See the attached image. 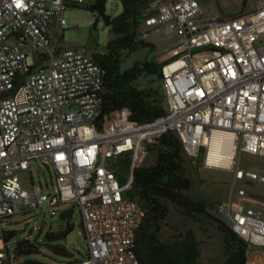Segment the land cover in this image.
<instances>
[{
	"label": "built area",
	"instance_id": "2783aa9c",
	"mask_svg": "<svg viewBox=\"0 0 264 264\" xmlns=\"http://www.w3.org/2000/svg\"><path fill=\"white\" fill-rule=\"evenodd\" d=\"M91 1L0 0V264H16L2 235L7 222L47 209L64 220L70 211L62 206L78 207L87 253L49 264H142L147 210L132 195L134 172L168 132L189 158L233 172L217 217L247 242V264H264V215L251 204L233 207L261 177L241 162L264 156V0L211 19L201 18L198 0H164L143 18L145 35L178 37L161 66L164 112L145 122L129 106L106 108L105 71L86 46L57 44L68 8ZM37 159L54 169L52 192L22 182Z\"/></svg>",
	"mask_w": 264,
	"mask_h": 264
},
{
	"label": "rangeland",
	"instance_id": "374dc122",
	"mask_svg": "<svg viewBox=\"0 0 264 264\" xmlns=\"http://www.w3.org/2000/svg\"><path fill=\"white\" fill-rule=\"evenodd\" d=\"M164 0H146L139 3L137 7V19L139 25L136 28V36L132 46L118 49L121 60V69H128L135 64L142 66L144 62H151L159 68L165 60L176 53L178 46L177 36H165L157 30H150L144 34L141 22L144 17L153 14L158 3ZM202 8V19H211L228 16L242 10L250 11L257 6L258 0H198ZM72 5L65 13L67 27L58 34L57 44L63 48L78 45L86 46L90 53L108 54L111 41L117 38L112 24H106L103 15L97 11L93 12L86 5L95 3ZM122 0H107L106 13L115 18L123 12ZM200 49V48H197ZM195 49V50H197ZM138 89L152 91L156 103L164 104V85L160 73L150 74L142 72L132 82ZM130 161V160H129ZM158 161V143L149 148L147 156L143 157L140 167L151 168ZM242 167L259 170L260 179L254 185H247L250 195L236 196L233 207L245 211L251 204L264 215V190L261 184L264 181V156L244 154L241 162ZM118 177L125 182L129 173L128 163L123 161L119 164ZM184 166L186 176L192 181L190 189L184 191L189 205H177L166 201L169 214L158 224L146 222L141 231L140 248L144 264H225V241L223 231L211 215L217 217L218 208L221 203L228 201L234 174L220 168L206 167L203 165L202 156L197 159L185 156ZM40 167V168H39ZM22 182L29 187L32 183L40 186L44 191H53L55 185V173L52 165L48 162L43 165L37 159L32 165V174L22 172ZM32 176V178H31ZM204 201L206 212L197 210L199 202ZM70 211V226L77 232L78 242L69 243L67 249L71 259H81L87 253V241L83 235V224L78 207H64ZM50 209L44 212H31L26 216H15L11 222L5 224L7 230H14L16 235L7 241L9 249L15 252L17 241L25 238L38 244L40 253L35 255H23L16 257V264H22L27 260H42L52 262L53 260H64L65 256L55 255L50 250V245L58 241H48L46 234L59 232L64 220L59 215L51 216ZM209 213V214H208ZM154 235L156 240L150 236Z\"/></svg>",
	"mask_w": 264,
	"mask_h": 264
},
{
	"label": "trees",
	"instance_id": "16d2710c",
	"mask_svg": "<svg viewBox=\"0 0 264 264\" xmlns=\"http://www.w3.org/2000/svg\"><path fill=\"white\" fill-rule=\"evenodd\" d=\"M146 0H122L123 12L121 15L112 18L106 13L107 0H96L93 4L86 5V8L93 12L97 11L103 15L106 24L113 25V31L117 38L112 40L108 54H97L96 59L101 63L105 71L106 78V108L112 109L122 106H129L131 109V118L145 122L153 120L164 112V104L156 103L157 98H153L152 91L138 89L132 82L138 76L147 71L150 74L160 73L161 65L156 68L151 62H144L142 66L135 64L134 66L122 70L121 60L118 56V49L131 47L135 36L136 28L139 25L137 19V7L139 3ZM135 10V11H134ZM186 151L180 138L174 132L164 134L158 143V161L151 168L138 167L134 172L133 192L132 195L138 197L146 208V217L144 224L141 226L138 235V254L140 261L144 264L141 254L140 241L141 231L144 229L146 222L156 224L155 232L158 231L159 222L163 221L169 214V208L166 201L177 205H189L184 191L192 186L191 179L186 176L184 166ZM191 205V204H190ZM197 210L206 212L204 201L199 202ZM209 214V213H208ZM70 215L65 214L66 217ZM215 221H220L219 227L223 231L225 241V264H247L246 248L247 242L234 233L224 222L215 215L209 214ZM72 226L64 229L62 226L59 232H49L46 234L48 241H58L59 243L50 245V250L59 256H67L70 252L67 249L68 234L73 230ZM3 239L9 241L16 235L14 230L3 231ZM152 240H156L154 235L150 236ZM67 244V245H66ZM40 253L38 244L31 242L25 238L17 241L15 245L16 257L23 255H37ZM22 264H49L42 260H27Z\"/></svg>",
	"mask_w": 264,
	"mask_h": 264
},
{
	"label": "water",
	"instance_id": "95a60500",
	"mask_svg": "<svg viewBox=\"0 0 264 264\" xmlns=\"http://www.w3.org/2000/svg\"><path fill=\"white\" fill-rule=\"evenodd\" d=\"M135 11V10H134ZM244 10L238 12V13H235V14H232V15H236V14H239L241 12H243ZM69 226V219L67 218L64 223H63V227L64 229H67ZM68 241L69 243L71 244H74L75 242H78V237H77V232L73 229L69 234H68Z\"/></svg>",
	"mask_w": 264,
	"mask_h": 264
}]
</instances>
